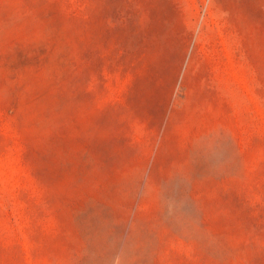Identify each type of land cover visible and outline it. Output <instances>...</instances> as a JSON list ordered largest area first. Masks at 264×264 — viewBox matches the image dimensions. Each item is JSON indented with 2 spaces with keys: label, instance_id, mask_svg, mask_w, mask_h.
<instances>
[{
  "label": "rangeland",
  "instance_id": "374dc122",
  "mask_svg": "<svg viewBox=\"0 0 264 264\" xmlns=\"http://www.w3.org/2000/svg\"><path fill=\"white\" fill-rule=\"evenodd\" d=\"M0 264H264V0H0Z\"/></svg>",
  "mask_w": 264,
  "mask_h": 264
}]
</instances>
